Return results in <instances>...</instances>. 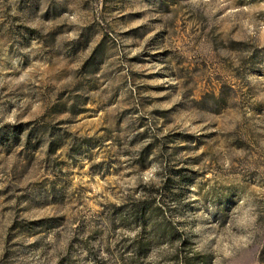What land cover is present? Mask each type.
Returning <instances> with one entry per match:
<instances>
[{"label":"rangeland","instance_id":"1","mask_svg":"<svg viewBox=\"0 0 264 264\" xmlns=\"http://www.w3.org/2000/svg\"><path fill=\"white\" fill-rule=\"evenodd\" d=\"M0 264H264V0H0Z\"/></svg>","mask_w":264,"mask_h":264}]
</instances>
